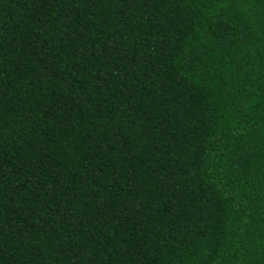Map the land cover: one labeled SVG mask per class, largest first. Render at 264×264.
I'll return each mask as SVG.
<instances>
[{"label": "trees", "instance_id": "obj_1", "mask_svg": "<svg viewBox=\"0 0 264 264\" xmlns=\"http://www.w3.org/2000/svg\"><path fill=\"white\" fill-rule=\"evenodd\" d=\"M0 264H264V0H0Z\"/></svg>", "mask_w": 264, "mask_h": 264}]
</instances>
